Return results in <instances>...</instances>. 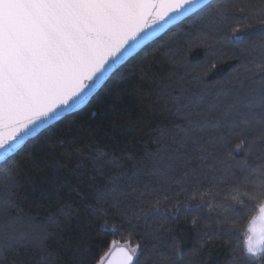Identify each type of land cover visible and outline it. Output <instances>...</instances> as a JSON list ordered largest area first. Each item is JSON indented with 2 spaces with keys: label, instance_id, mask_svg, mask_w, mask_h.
<instances>
[{
  "label": "snow or ice",
  "instance_id": "snow-or-ice-1",
  "mask_svg": "<svg viewBox=\"0 0 264 264\" xmlns=\"http://www.w3.org/2000/svg\"><path fill=\"white\" fill-rule=\"evenodd\" d=\"M177 21L191 24L173 67L202 46L236 68L203 89L199 78L195 88L176 72L161 78L154 107L172 123L155 133V151L91 157L100 183L86 228L128 239L96 259L82 237L71 264H205L200 254L218 243L232 248L227 264H264V0H0V264H60L61 224L75 214L25 213L14 154ZM186 229L188 252L177 240Z\"/></svg>",
  "mask_w": 264,
  "mask_h": 264
},
{
  "label": "trees",
  "instance_id": "trees-1",
  "mask_svg": "<svg viewBox=\"0 0 264 264\" xmlns=\"http://www.w3.org/2000/svg\"><path fill=\"white\" fill-rule=\"evenodd\" d=\"M190 24L191 21H180L170 27L171 31L167 29L147 43L114 70L83 108L54 124L39 139H30L23 151L14 154L15 162L21 165L18 193L25 213L46 218L66 207L75 213L61 224L59 236L67 252H61L60 264H71L82 237L96 251V259L108 250L110 241L123 244L128 239L126 234L104 235L86 228V209L95 199L93 184L100 183L91 157L127 161L155 151V133L161 125L170 127L172 123L171 118L154 107L158 81L176 72L179 73L176 78H183L182 82L190 88L197 86L199 78L203 89L205 83L211 87L227 79L236 68L230 57H214L202 46L187 51L184 57L187 66L173 67L170 57L183 51L181 41L186 40ZM238 142L234 141L232 147ZM80 147L82 154H73ZM236 155L241 159L243 153ZM177 240L186 252L196 243L187 229L178 234ZM231 255L232 248L218 243L210 254L201 253L200 258H206L205 264H227ZM12 259L9 255L7 264Z\"/></svg>",
  "mask_w": 264,
  "mask_h": 264
},
{
  "label": "water",
  "instance_id": "water-1",
  "mask_svg": "<svg viewBox=\"0 0 264 264\" xmlns=\"http://www.w3.org/2000/svg\"><path fill=\"white\" fill-rule=\"evenodd\" d=\"M178 22H180V21H177L176 24H177ZM171 26H172V25H170L169 27H171ZM166 30H167V29H166ZM166 30H165V31H166ZM165 31H164V32H165ZM164 32H161L160 34H158V36H160V35L163 34ZM158 36H157V37H158ZM157 37H155V38H157ZM155 38H154V39H155ZM149 42H151V41H149ZM149 42H148V43H149ZM144 46H145V45H144ZM144 46H143V47H144ZM135 54H136V53H135ZM135 54H133V56H134ZM131 57H132V56H131ZM131 57H129V58H131ZM129 58H128V59H129ZM128 59H127V60H128ZM127 60H125L124 62H126ZM124 62H123V63H124ZM123 63H122V64H123ZM119 66H120V65H119ZM119 66H118V67H119ZM107 79H108V78H107ZM107 79H106V80H107ZM106 80H105V81H106ZM105 81H104V82H105ZM101 86H102V85H101ZM97 90H98V89H97ZM94 94H95V93H94ZM86 104H87V103H86ZM86 104H85V105H86ZM85 105H83L81 108H83ZM81 108H79V109H81ZM79 109H77V110H79ZM77 110H76V111H77ZM121 245H122V244H121ZM114 247H115V246H114ZM105 264H107V258H105Z\"/></svg>",
  "mask_w": 264,
  "mask_h": 264
}]
</instances>
